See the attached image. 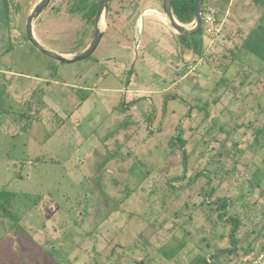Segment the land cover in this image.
Masks as SVG:
<instances>
[{
    "label": "rangeland",
    "instance_id": "rangeland-1",
    "mask_svg": "<svg viewBox=\"0 0 264 264\" xmlns=\"http://www.w3.org/2000/svg\"><path fill=\"white\" fill-rule=\"evenodd\" d=\"M38 1L8 0L7 16L0 0V67L11 72L1 91L0 264H198L218 248L232 249L220 264H247L264 245V173L252 191L247 181L264 167V134H255L264 133V63L241 44L262 8L206 0L213 30L204 23L184 41L163 0H114L96 51L68 64L27 38ZM64 4L51 0L34 32L72 55L94 23ZM179 131L186 143L174 148ZM185 166L173 189L167 180ZM202 169L225 172L214 197L199 189L204 174L189 181ZM217 195H243L232 211L251 220L236 244L227 219L207 217L214 209L203 200Z\"/></svg>",
    "mask_w": 264,
    "mask_h": 264
},
{
    "label": "trees",
    "instance_id": "trees-1",
    "mask_svg": "<svg viewBox=\"0 0 264 264\" xmlns=\"http://www.w3.org/2000/svg\"><path fill=\"white\" fill-rule=\"evenodd\" d=\"M100 1L101 0H65L64 8L67 13H70L72 15H81V17L85 18L88 22L94 23ZM113 1L114 0H111L110 7H112ZM225 1H228V0H225ZM3 2H4V8L6 10V14L8 16V9H9L8 0H3ZM195 2L196 0H172V7H173L174 15L181 23L189 24V23L194 22L195 14H196ZM250 3L254 7H261L262 13L257 23L244 37L243 42L241 44V48H242L241 50H243L244 54H249L253 57H256L257 59L261 60L264 63V0H250ZM207 8L208 7H206V0H204L203 1V16L207 13ZM6 23L8 22L6 21ZM182 37L184 38V41H186L185 39L187 40L189 39V36L182 35ZM197 46H198V50L201 51V41L200 40L197 41ZM0 97H1V92H0ZM220 128L223 130L222 126ZM255 134L258 139L260 135L264 133H262L260 128H256ZM185 143H186V140L182 138L181 131H179L178 135L170 139V145L173 146L174 148L184 147ZM182 156L184 158V164L186 165L188 163V158H187V152L184 149H182ZM186 167L187 166L184 167L183 174L177 175L176 178L173 180L172 178L167 180L168 182L171 183V185H173L172 187L173 189L176 188L175 181L183 180L186 178V173H185L187 171ZM254 169H255L254 171L252 170L250 172V179L249 180L247 179V181H249V184L251 185V191L255 188V186H260L261 176H263V173H264V167L262 166L258 165ZM202 170H203L202 172H204V170L206 169H202ZM202 172H197L195 175H193V177L189 181L190 183L195 182L194 180L198 179L201 175L204 174V176H207L208 178L207 179L208 186L206 187V189H204L205 187L203 185V186H200L199 189L201 191L205 190L204 193L207 194L208 197H214L216 195L215 193L216 187L213 186V179L214 180L216 179L219 182H222L225 177L224 176L225 172L220 171L218 169L214 170L213 172L207 171V170H206V173H202ZM190 183L188 184V186L190 185ZM240 196H243V195H239L237 196V198L231 199L224 195H217V197L215 199H212V201H208L207 197H205V199L203 200V205L211 206V209H214V211L207 214V217L213 223H215V225H219L218 223L219 220L227 219V221L230 222V224L232 225L231 238H232L233 244L237 243L238 239L236 238V234L243 229V224H246L251 220V217L249 215H247V217H242L240 214L232 211L236 206H238L239 201H241L242 197ZM215 214H217V218L214 217ZM184 234H186L185 231H184ZM181 241H183L182 246H184L185 241L183 239ZM218 250L219 251L217 253H213L207 257L197 255V257H195L193 262L198 263V264H220V262L218 261L220 260V257L224 254L232 252L231 248H220V249L218 248ZM262 250H264V245H262L261 248L257 250H254V248L251 249L249 251L248 256H250V258L247 260L248 261L247 264H250L252 259Z\"/></svg>",
    "mask_w": 264,
    "mask_h": 264
},
{
    "label": "water",
    "instance_id": "water-1",
    "mask_svg": "<svg viewBox=\"0 0 264 264\" xmlns=\"http://www.w3.org/2000/svg\"><path fill=\"white\" fill-rule=\"evenodd\" d=\"M111 0H101L97 14L94 20L93 26V36L89 44L79 53L76 54H66L58 51H54L44 45L35 35L34 32V23L36 19L45 11L49 6L51 0H39L31 12L29 13L26 20V35L28 40L42 53L50 56L51 58L63 62V63H75L77 61L84 60L90 57L98 48L103 36L104 29L102 28V23L107 19V13L110 8ZM203 1L196 0L195 2V25L193 27H188L186 24L181 23L173 12L172 0H163L162 1V12L165 15L166 19L169 21V24L172 28L180 35L192 36L195 33H198L203 28Z\"/></svg>",
    "mask_w": 264,
    "mask_h": 264
},
{
    "label": "built area",
    "instance_id": "built-area-1",
    "mask_svg": "<svg viewBox=\"0 0 264 264\" xmlns=\"http://www.w3.org/2000/svg\"><path fill=\"white\" fill-rule=\"evenodd\" d=\"M211 8H207V10H210ZM215 13H210L207 12L203 17H202V22L203 25L204 23L207 24V28L209 31L213 30V25L216 22L215 18ZM205 26V27H206ZM6 71L0 67V92H1V84H2V79ZM1 100V97H0ZM250 264H264V250L260 251L251 261Z\"/></svg>",
    "mask_w": 264,
    "mask_h": 264
},
{
    "label": "crops",
    "instance_id": "crops-1",
    "mask_svg": "<svg viewBox=\"0 0 264 264\" xmlns=\"http://www.w3.org/2000/svg\"><path fill=\"white\" fill-rule=\"evenodd\" d=\"M8 74H10L11 72H6ZM6 73L4 74L3 76V79H2V84H1V91L4 90V92H9L8 91V87L6 85V81L9 80V77L6 76ZM37 75V76H36ZM35 76V79L36 80H41V81H46L45 78H43L42 76H40L39 74H36ZM47 82V81H46ZM9 84V83H8ZM71 96V95H70ZM24 100V99H23ZM35 104V103H34ZM22 105H24V101L22 103ZM1 107L5 108L6 109V101H4L3 99H1V102H0V112H2L1 110ZM4 111H7V110H4ZM7 122H9L11 125L13 126H16V122L13 120V119H8Z\"/></svg>",
    "mask_w": 264,
    "mask_h": 264
}]
</instances>
